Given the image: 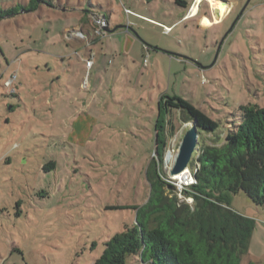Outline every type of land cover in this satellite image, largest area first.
Masks as SVG:
<instances>
[{"label":"rangeland","instance_id":"rangeland-1","mask_svg":"<svg viewBox=\"0 0 264 264\" xmlns=\"http://www.w3.org/2000/svg\"><path fill=\"white\" fill-rule=\"evenodd\" d=\"M22 1L29 0H0V8ZM120 1L139 2L71 0V8L77 10L64 16L40 4L34 11L0 19V264H93L103 241L135 222L133 206L148 199L146 169L156 156L160 96L181 97L217 121L213 133L199 132L197 148L221 145L238 121L241 105L264 107V0H232L233 10L225 20L201 31L186 20L164 34L163 25L126 14L137 21L129 26L138 38L153 47L148 54L133 52L134 62L129 60V67L118 72L112 87L105 83L89 94L86 83L94 70L77 87L74 70L60 67L58 55L73 51L59 40L60 34H67L64 27L80 23L98 36L96 16L90 17L101 11L98 5L107 17L113 13L118 22L127 24ZM187 1L182 12L195 0ZM170 2L175 7L174 0ZM207 4L201 3L211 8ZM143 7L150 14L154 6ZM90 47L93 50L94 44ZM119 57L118 52L112 58L113 67L119 66ZM75 58L71 55L64 63ZM14 74L12 86L6 87L4 81ZM12 87L15 94L8 93ZM136 94L138 100L131 98ZM44 95L52 101L45 103ZM78 95L88 96L89 108L70 101ZM113 96H124L122 110ZM170 110L171 124L165 127L166 144L158 165L182 199L190 163L188 178L181 183L170 178L169 169L191 122H184L175 107ZM68 114H81L80 119L75 117L76 127ZM229 204L254 220L242 264H264V205L254 204L242 191L232 195ZM126 262L148 264L134 255Z\"/></svg>","mask_w":264,"mask_h":264},{"label":"trees","instance_id":"trees-1","mask_svg":"<svg viewBox=\"0 0 264 264\" xmlns=\"http://www.w3.org/2000/svg\"><path fill=\"white\" fill-rule=\"evenodd\" d=\"M37 1L0 8V19L34 11L40 4L60 8L52 0ZM175 1L183 7L188 5ZM8 93L15 94V88ZM159 101L156 156L146 169L148 199L141 206H133V224L124 225L103 241V250L93 264H127L129 255L148 264H242L254 220L232 209L229 203L232 195L242 191L254 204L264 205V107L241 105L239 119L221 145H199L189 162L195 182L181 190V199L158 165L166 144L165 127L171 124L170 107L179 110L182 120L194 122L200 131L213 133L218 123L181 97L163 95Z\"/></svg>","mask_w":264,"mask_h":264},{"label":"crops","instance_id":"crops-1","mask_svg":"<svg viewBox=\"0 0 264 264\" xmlns=\"http://www.w3.org/2000/svg\"><path fill=\"white\" fill-rule=\"evenodd\" d=\"M70 1L71 0H58L57 2L52 1L53 3L58 4L60 8H52V7L51 8L56 10L60 16L67 15L66 13H68L69 11L77 10L76 8H71V4H74V3ZM182 1L186 3L188 2L187 0H182ZM207 1L210 3V6L212 9L206 7V5H203V6L201 5V3L202 2L205 3V1H202L201 3H199L200 0H195L193 4L192 2H190L189 6L192 4L191 6L192 7L195 6L196 8L194 12H192V9H191L190 11L191 15L189 16L187 14L189 8L185 12H182L183 6L180 4H176L175 0H174L175 7L169 5L171 3L170 0H139L138 3H136L135 1H130V2L120 1V2H123L121 4L122 9L120 12L122 14L121 17L126 16V13L124 12V8L129 9L132 11V13H129L128 16L133 17V19L137 18V19L146 21L152 25L168 26V27H171L170 31H172V29L175 26L181 24L182 22L186 20H192L196 29L201 31V30H207L209 28L214 27V25L216 24L218 25L222 23L225 20V18L233 10L232 0L230 1L224 0L225 2L228 3V5L230 4L229 5L230 8L228 6V9L226 10L224 14H221L218 9L217 11L215 8H213L210 0H207ZM166 4L169 5V7ZM138 5L142 7H138ZM143 5H150V6L153 5L154 6L153 8L149 9L150 14H146L144 12L146 9L143 7ZM98 6L100 8L99 10L101 11L98 12L96 10L95 12L97 13H91L90 17L91 16L106 17L107 24L105 26H107L108 28H113L117 26L118 24L122 23V21L118 22V19L115 18L113 13L109 14L110 18L109 16L107 17L105 15L104 9L100 5ZM110 19L113 22L111 25L108 23ZM133 19L129 18L126 21V23L134 26L137 21L134 22ZM78 20L80 22L83 21V16L82 15L78 16ZM168 20H172V22L166 23V21ZM207 25H211V26L203 27ZM64 30H67L66 31L67 34L62 35L61 33L60 34L61 37L59 38V40L62 41L63 39L64 41H66V43H69L73 51H72V54L70 55H68L67 53H62V55L61 54L58 55V57L61 59V62H62L60 67L63 70H65L69 66V68L74 70L75 75L77 76V78H79L77 87H80V85L84 83V79H83L84 75H86V77L87 75L90 76L92 73V70H94L93 78L91 82H89V79H88L86 83V88H89L88 89L89 94L91 92L94 93L95 90L99 89V87L101 85H104L105 83L108 84V86L112 87V85L115 83L116 77L118 76V72L125 67L126 68L129 67L128 66L129 60L134 62V58H132L133 52H140L142 54L143 53L148 54L149 47L150 48L153 47L149 44H146L145 42H142V40L139 39L138 36H135L130 31H128L126 28H122V27L116 28L111 33L104 32V34L98 35L96 37L92 36V34L90 33V30L85 29L80 23L77 25L71 26V28H69V26H66L64 27ZM77 31L80 32L78 33L79 36L75 35L76 34L75 32ZM162 32H163V29H162ZM163 33L166 34V32H163ZM92 43L94 44L93 50L90 47ZM154 48L157 49V47H154ZM96 49H98V51H96ZM118 52L121 57V58L119 57L120 64L119 66L113 67L112 58L114 57V55H117ZM107 54H111L112 57L106 60L105 56ZM71 55L76 56L75 58L76 60H72V62L68 61L66 65V63H64V60L69 57L71 58ZM91 55L93 56V65L89 70L90 74H88L86 66H85V59L90 58ZM122 56H123V59H122ZM102 69L104 70L101 71ZM64 85L66 86V84ZM137 85H138V82H137ZM66 91L71 93V89H66ZM76 92L79 93L80 89L76 90ZM44 97L46 101L45 103L52 101V99L50 100V98H48L47 96L44 95ZM131 98H133L134 100H138V95L136 94L135 96H132ZM73 99L77 100L76 101L77 103L81 102L83 105H86V107L89 108L88 96L84 97V96L78 95L77 97L70 99V101ZM124 99H125L124 96H119L117 98L114 97L113 99V101L118 104L121 110L124 107L123 105ZM60 100H62V98ZM77 116L79 118L81 114H78L76 116L72 114L67 115V117H71L73 119V120L71 119L70 121L72 127L73 126L76 127V125L79 122V120L75 118ZM85 120L84 121L87 122V124H89L88 119L86 118Z\"/></svg>","mask_w":264,"mask_h":264},{"label":"water","instance_id":"water-1","mask_svg":"<svg viewBox=\"0 0 264 264\" xmlns=\"http://www.w3.org/2000/svg\"><path fill=\"white\" fill-rule=\"evenodd\" d=\"M126 28L128 31L133 33L135 36H138L137 33L129 26V24H119L113 28H108L104 26V32H113L116 28ZM168 54L172 55L170 51H166ZM200 130L194 122L191 121L190 126L185 130L184 134L181 137V141L178 146L177 153L175 155L173 164L169 169V175L171 177L181 173L185 168L188 167L189 162L191 161L192 155L197 150L198 145V136Z\"/></svg>","mask_w":264,"mask_h":264},{"label":"built area","instance_id":"built-area-1","mask_svg":"<svg viewBox=\"0 0 264 264\" xmlns=\"http://www.w3.org/2000/svg\"><path fill=\"white\" fill-rule=\"evenodd\" d=\"M124 12L126 14L132 13L131 10L126 9V8H124ZM96 24H97V27L95 28L94 33L96 35L104 34L103 28L106 25V23H105V17L104 16H96ZM170 29H171V27L164 26V31L166 33L169 32ZM92 55H91L90 58L85 59V66L87 67V70L92 66V63H93V56ZM15 76L16 75L14 74L9 79L5 80L4 81V85L6 87H11L12 86V83H13V80L15 79ZM13 89L14 88L12 87L11 90H13ZM170 178L173 179L171 176H170ZM194 182H195V180H194L192 174H190L189 184L190 183H194ZM187 200L191 202V198H187Z\"/></svg>","mask_w":264,"mask_h":264},{"label":"bare ground","instance_id":"bare-ground-1","mask_svg":"<svg viewBox=\"0 0 264 264\" xmlns=\"http://www.w3.org/2000/svg\"><path fill=\"white\" fill-rule=\"evenodd\" d=\"M203 0H200V2L199 3H201ZM207 1V0H206ZM211 1V4H212V7L213 8H215V9H218L219 11H220V13L221 14H223L224 12H225V10H227V8H228V3L227 2H225L224 0H210ZM198 2V1H197ZM194 3V2H193ZM192 3V4H193ZM195 5V4H194ZM195 6H190L189 7V11L187 12V14H188V16L189 15H191V9H192V12H194V10H195ZM188 16H186V17H188ZM169 159H170V155H167V157H166V162H168L169 161ZM188 174H189V170H188V168H185L181 173H179V174H177V175H175V176H173L175 179H177V180H179L180 181V183L181 182H183V181H185L187 178H188ZM172 177V178H173Z\"/></svg>","mask_w":264,"mask_h":264}]
</instances>
